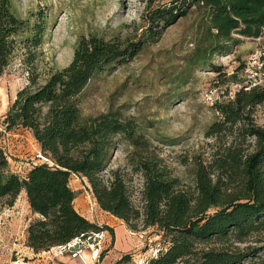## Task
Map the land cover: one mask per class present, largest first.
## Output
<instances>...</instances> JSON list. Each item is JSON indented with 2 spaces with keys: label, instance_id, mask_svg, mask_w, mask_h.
Returning a JSON list of instances; mask_svg holds the SVG:
<instances>
[{
  "label": "trees",
  "instance_id": "obj_1",
  "mask_svg": "<svg viewBox=\"0 0 264 264\" xmlns=\"http://www.w3.org/2000/svg\"><path fill=\"white\" fill-rule=\"evenodd\" d=\"M154 4L145 16L152 39L194 9L201 13L202 37L191 65L264 32V0H147L149 9ZM48 26L46 11L23 18L14 0H0V77L20 47L28 73L2 124L8 132H30L45 159L21 176L0 147V202L12 206L25 191L38 215L27 228L28 247L40 253L82 234L114 235L76 210L74 175L99 208L130 231L157 230L166 246L146 264H264V124L255 119L256 108L264 104V85L241 86L232 98L214 103L218 118L204 133L210 139L208 155L192 157L195 177L187 187L138 120L115 111L81 112L80 96L91 79L129 61L141 42L125 45L96 33L81 35L67 66L45 69L40 48ZM213 69L226 76L221 67ZM236 77L227 80L236 83ZM121 147L125 162L113 169V152Z\"/></svg>",
  "mask_w": 264,
  "mask_h": 264
},
{
  "label": "rangeland",
  "instance_id": "obj_2",
  "mask_svg": "<svg viewBox=\"0 0 264 264\" xmlns=\"http://www.w3.org/2000/svg\"><path fill=\"white\" fill-rule=\"evenodd\" d=\"M17 12L25 18L42 9L48 14V29L40 50L43 68L61 69L73 57L77 39L96 33L106 39H119L125 45L139 43L137 54L123 64L114 63L91 79L80 96L83 116H98L108 111L132 116L142 125L152 142L162 151L173 174L187 187L194 183L192 157H207L210 139L204 133L218 118L216 101L232 98L244 85H264V32L260 38H244L227 52H216L204 64L191 65L202 37V16L195 9L163 32L158 39L147 34V0H14ZM20 47L0 77V147L6 152L11 168L24 176L33 164L44 162L39 147L26 130L6 131L2 120L16 96L27 83ZM221 67L226 76H218L213 67ZM46 71V70H44ZM235 73L238 82H229ZM258 124H264V104L255 110ZM187 159L186 165L180 160ZM125 162V147L113 152L111 168ZM137 184V180L134 181ZM70 186L76 191L74 206L91 220L101 216L113 225L114 235L105 233L94 264H146L164 248L157 230L130 231L118 225L110 213L98 206L90 189L72 175ZM38 215L33 213L22 191L12 206L0 202V264H83L71 253L57 247L35 253L27 245V228ZM103 222V223H104ZM116 243V244H115ZM85 264H89L88 262Z\"/></svg>",
  "mask_w": 264,
  "mask_h": 264
},
{
  "label": "built area",
  "instance_id": "obj_3",
  "mask_svg": "<svg viewBox=\"0 0 264 264\" xmlns=\"http://www.w3.org/2000/svg\"><path fill=\"white\" fill-rule=\"evenodd\" d=\"M39 156L41 158L40 152ZM105 233L106 231L90 233L88 235L82 234L79 237L74 238L67 244L58 246L57 249H59L61 253H71L74 257H81V254L84 252L83 250L86 249L91 252V255H93V259L97 260V256L98 254H100V251L102 250L104 244Z\"/></svg>",
  "mask_w": 264,
  "mask_h": 264
},
{
  "label": "crops",
  "instance_id": "obj_4",
  "mask_svg": "<svg viewBox=\"0 0 264 264\" xmlns=\"http://www.w3.org/2000/svg\"><path fill=\"white\" fill-rule=\"evenodd\" d=\"M33 138V137H32ZM34 139V138H33ZM35 140V139H34ZM77 177V176H76ZM78 178V177H77ZM84 183V182H83ZM24 193H25V191H24ZM25 195H26V193H25ZM76 210L80 213V214H82L86 219H88L89 221H91V222H96V223H98V224H100V225H107L108 227H110V228H112V229H114V231H116L115 230V228L113 227V225H109V223H107V222H104V220H102V218H101V216H98L97 218L98 219H96L95 221L94 220H91L90 218H88L87 216H85L84 214H83V212H80L77 208H76ZM104 213H107V212H105V211H103ZM114 217V216H113ZM119 223H118V225L119 226H122L121 227V230H122V233L125 231V230H127L128 228L126 227V225L124 224V222L123 221H121L120 219H118V218H116V217H114ZM104 222V223H103ZM123 227H126L127 229H125L124 231H123ZM116 244V243H115ZM84 260L83 259H81V258H78L83 264H85V263H89V264H94V261H93V259H91V257H90V253L88 252V251H86L85 252V254H84Z\"/></svg>",
  "mask_w": 264,
  "mask_h": 264
}]
</instances>
